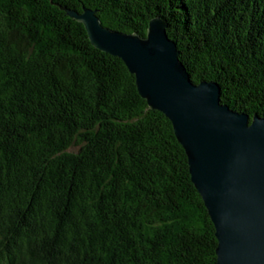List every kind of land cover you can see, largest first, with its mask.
<instances>
[{"label":"trees","instance_id":"16d2710c","mask_svg":"<svg viewBox=\"0 0 264 264\" xmlns=\"http://www.w3.org/2000/svg\"><path fill=\"white\" fill-rule=\"evenodd\" d=\"M83 7L140 36L162 17L195 84L264 117V56L234 64L264 0H0V264H217L171 121L64 10Z\"/></svg>","mask_w":264,"mask_h":264},{"label":"water","instance_id":"95a60500","mask_svg":"<svg viewBox=\"0 0 264 264\" xmlns=\"http://www.w3.org/2000/svg\"><path fill=\"white\" fill-rule=\"evenodd\" d=\"M64 10L95 48L124 61L141 97L171 121L215 226L217 264H264V117L221 104L214 82L195 84L165 20L153 18L143 37L105 27L96 11Z\"/></svg>","mask_w":264,"mask_h":264},{"label":"rangeland","instance_id":"374dc122","mask_svg":"<svg viewBox=\"0 0 264 264\" xmlns=\"http://www.w3.org/2000/svg\"><path fill=\"white\" fill-rule=\"evenodd\" d=\"M84 9H90V8H85V7H83ZM82 8V12H81V14L82 13H84V9ZM90 10H93V9H90ZM73 11H75V10H73ZM93 11H95V10H93ZM76 12L77 13H79L80 14V12L79 11H77L76 10ZM229 17H230V19H233V18H235V16H233V15H229ZM161 19H163L162 17H161ZM236 19V21L238 22V19H237V17L235 18ZM164 20V19H163ZM166 21V20H165ZM262 19L260 20V21H258V22H256L255 24L256 25H260L262 22ZM260 26H264V25H260ZM260 26H256V29L258 30V32H259V35H258V38L260 39V42L262 43V44H260V46H259V44H256L255 42H252V40H249L251 43H250V52L251 51H253L254 52V54H256V55H254V58H253V54L252 55H250V56H245V58L246 59H244L242 56H240V61L238 60V61H235L234 62V64H236V63H238V65H239V68H241L240 66L241 65H244V64H246V65H248V63L250 62H253L252 60H254L255 62L257 61V59H260V57H262V56H264L263 54H264V39L262 38L261 39V37H264V33H263V27H260ZM110 29V28H109ZM112 30V29H111ZM148 31V30H147ZM115 32H118V31H115ZM168 34V33H167ZM261 34V35H260ZM146 35H147V33H146ZM146 35L145 36H143V37H146ZM228 41H232V38L231 37H228V36H226L225 38H224V42H228ZM248 42V41H247ZM259 46V47H258ZM255 50V51H254ZM255 52H257V53H255ZM233 54V53H232ZM179 56H180V54H179ZM233 57H235V54H233L232 55ZM256 57V58H255ZM179 59H180V57H179ZM247 61V62H246ZM180 62H181V60H180ZM182 63V62H181ZM254 63V62H253ZM182 65L185 67V69L187 70V68H186V66L182 63ZM245 66V65H244ZM259 67L260 68H263L264 69V62L262 61H260L259 62ZM131 73V72H130ZM189 73V72H188ZM132 74V73H131ZM133 75V74H132ZM134 76H136V75H134ZM191 77V76H190ZM192 80V79H191ZM202 82V81H201ZM200 82V83H201ZM204 82H213V81H204ZM215 83V82H214ZM199 84V83H198ZM216 84H218V86L221 88V95H222V87H221V85L219 84V83H216ZM221 104H223V105H226V104H224L222 101H221ZM254 117V116H253ZM261 117V116H260Z\"/></svg>","mask_w":264,"mask_h":264},{"label":"bare ground","instance_id":"6f19581e","mask_svg":"<svg viewBox=\"0 0 264 264\" xmlns=\"http://www.w3.org/2000/svg\"><path fill=\"white\" fill-rule=\"evenodd\" d=\"M224 89V88H223ZM226 91V90H225ZM227 92H229V91H227ZM228 106V105H227ZM229 108H230V106H229ZM232 111H234V112H237V113H241V112H238V111H235V110H233L232 108H230Z\"/></svg>","mask_w":264,"mask_h":264}]
</instances>
